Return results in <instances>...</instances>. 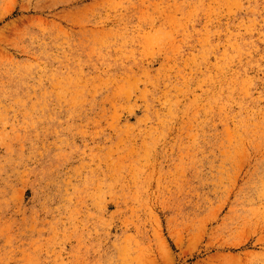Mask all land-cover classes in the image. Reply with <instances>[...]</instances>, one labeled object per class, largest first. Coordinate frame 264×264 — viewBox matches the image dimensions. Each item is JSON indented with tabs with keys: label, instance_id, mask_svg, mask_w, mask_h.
I'll return each instance as SVG.
<instances>
[{
	"label": "rangeland",
	"instance_id": "obj_1",
	"mask_svg": "<svg viewBox=\"0 0 264 264\" xmlns=\"http://www.w3.org/2000/svg\"><path fill=\"white\" fill-rule=\"evenodd\" d=\"M0 264H264V0H0Z\"/></svg>",
	"mask_w": 264,
	"mask_h": 264
}]
</instances>
